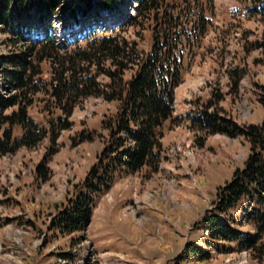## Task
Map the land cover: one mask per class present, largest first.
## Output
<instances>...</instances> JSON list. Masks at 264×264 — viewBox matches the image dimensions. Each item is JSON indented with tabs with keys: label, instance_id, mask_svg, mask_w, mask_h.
Returning a JSON list of instances; mask_svg holds the SVG:
<instances>
[{
	"label": "rangeland",
	"instance_id": "rangeland-1",
	"mask_svg": "<svg viewBox=\"0 0 264 264\" xmlns=\"http://www.w3.org/2000/svg\"><path fill=\"white\" fill-rule=\"evenodd\" d=\"M136 1L120 0L108 17L89 11L79 24L68 18L69 5L62 4L51 22L36 24V35H50L65 53L78 41L84 47L85 40L97 31L109 35L120 22L121 36L136 43L139 51H146L154 22L134 20ZM209 1L212 13H205L211 21L174 91L173 120L163 127L157 172L144 168L116 179L99 198L84 231L62 234L53 226L73 196L75 185L97 162L104 146L101 120L114 113L115 103L84 99L73 110L70 128L61 131L55 143L43 139L33 149L0 154V264H242V252L248 254V264H263L251 251L237 250L235 243L207 244L201 223L213 209L217 189L231 180L236 169L243 168L248 143L239 136L208 134L190 125L191 119L206 108L240 126L263 121L264 109L259 102L263 92L259 87L264 86V65L256 43L264 28L258 12L264 0ZM170 4L180 8V0ZM174 15L179 17L180 13ZM10 34L0 28V57L26 52L33 43L28 36L10 43L8 39L15 38ZM35 58L33 54L31 61L41 71L37 79H41L38 86L42 90L35 95L29 113L43 125L52 65L47 60L38 64ZM6 68L0 61V97L4 98L14 94L2 76ZM14 110H6L4 115ZM20 134L16 129L14 135ZM81 135L92 139L80 140ZM40 165L48 169L45 180L37 174ZM240 205L224 218L254 235L253 225L241 218ZM187 243L208 252L209 263L189 254Z\"/></svg>",
	"mask_w": 264,
	"mask_h": 264
},
{
	"label": "trees",
	"instance_id": "trees-1",
	"mask_svg": "<svg viewBox=\"0 0 264 264\" xmlns=\"http://www.w3.org/2000/svg\"><path fill=\"white\" fill-rule=\"evenodd\" d=\"M170 1H136L134 20L154 22L146 51H139L136 43H129L121 36L119 22L109 35L90 33L84 47L78 41L75 47L61 53L50 35H36V24L51 22L64 2L65 7L69 5L68 18L79 24L89 11L100 9L112 13L120 0H0V28L15 37L9 38V42H19L25 36L33 39L26 52L0 57L8 66L2 76L14 91L7 98L0 97V154H13L20 148L33 149L43 139L55 143L60 132L70 128L73 110L84 99L102 98L116 104L114 113L101 120L100 127L105 134L100 137L104 146L97 162L82 182L75 185L73 196L56 218L53 228L62 234L85 230L99 198L110 190L116 179L144 168L150 172L158 170L163 127L173 120L174 91L181 83L185 68L191 65L194 49L211 21L205 12L212 13L209 0H180V8ZM174 12L180 13L179 17ZM258 12L264 26V3L258 6ZM185 22L190 26H184ZM256 47L261 51L264 65V28ZM33 54L38 64L47 60L52 65L43 125L29 113L35 95L42 90L38 86L41 79H37L41 71L31 61ZM100 78L106 82H100ZM259 90L263 92L259 102L264 109V86ZM12 108L15 110L10 115H4ZM191 123L193 130L239 136L248 143L249 154L243 168L236 169L231 180L217 189L213 209L201 223L207 244L235 243L237 250L251 251L264 264V119L258 125L240 126L206 108ZM16 129L21 131L19 136L14 135ZM84 139L92 137L81 135L80 140ZM48 159L44 158L43 163ZM47 172L45 166L37 167L38 176L44 180ZM238 205L241 218L255 228L254 235L241 231L239 223L224 218ZM186 250L200 262L209 263L211 259L208 252L196 245L187 244Z\"/></svg>",
	"mask_w": 264,
	"mask_h": 264
}]
</instances>
